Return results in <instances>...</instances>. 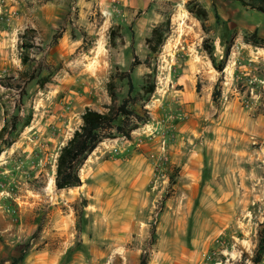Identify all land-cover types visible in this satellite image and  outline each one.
Returning <instances> with one entry per match:
<instances>
[{
  "label": "rangeland",
  "instance_id": "rangeland-1",
  "mask_svg": "<svg viewBox=\"0 0 264 264\" xmlns=\"http://www.w3.org/2000/svg\"><path fill=\"white\" fill-rule=\"evenodd\" d=\"M81 1L40 21L33 0H0V264H254L264 13L238 0ZM111 95L143 122L97 146L80 187L56 190L60 148Z\"/></svg>",
  "mask_w": 264,
  "mask_h": 264
},
{
  "label": "trees",
  "instance_id": "trees-1",
  "mask_svg": "<svg viewBox=\"0 0 264 264\" xmlns=\"http://www.w3.org/2000/svg\"><path fill=\"white\" fill-rule=\"evenodd\" d=\"M238 2L242 7L264 13V0H238ZM196 15L199 18H204L206 14L204 10L200 9ZM160 30H162V27H157L154 33H159ZM162 31L166 33V24L165 31ZM212 64L222 78L225 62L214 64L212 61ZM221 78L218 79L212 93V100L215 104L218 103L221 97ZM153 90V87H151L147 94H151ZM110 98L111 103L105 106L106 112L99 113L86 109L81 115V126L73 132L72 136L60 148L56 159L53 181L56 190L61 191L80 187L79 169L97 146L104 140L113 139L117 136L130 140L131 132L138 128L139 123L143 122L142 114L140 115L139 112L133 110L135 103L132 100L124 99L117 105L114 95H111ZM1 152L2 150L0 149ZM80 204L82 208H86L87 206L85 200H82ZM263 255L264 217L257 231V244L252 262L259 264L262 261ZM22 257V255H19L13 258L12 264H19L22 261ZM139 264H147V258L142 255Z\"/></svg>",
  "mask_w": 264,
  "mask_h": 264
},
{
  "label": "crops",
  "instance_id": "crops-1",
  "mask_svg": "<svg viewBox=\"0 0 264 264\" xmlns=\"http://www.w3.org/2000/svg\"><path fill=\"white\" fill-rule=\"evenodd\" d=\"M35 2L34 7L30 8L31 13H35L39 20L42 21L43 19H50L54 17H61L66 13L68 9V3L71 4L76 3L81 8L84 7L81 0H33ZM50 4L55 5V8H51ZM51 10H55L56 14L52 15Z\"/></svg>",
  "mask_w": 264,
  "mask_h": 264
},
{
  "label": "bare ground",
  "instance_id": "bare-ground-1",
  "mask_svg": "<svg viewBox=\"0 0 264 264\" xmlns=\"http://www.w3.org/2000/svg\"><path fill=\"white\" fill-rule=\"evenodd\" d=\"M53 184V180L50 181V186Z\"/></svg>",
  "mask_w": 264,
  "mask_h": 264
}]
</instances>
